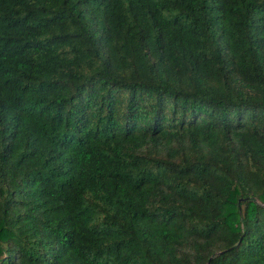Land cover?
Instances as JSON below:
<instances>
[{"label": "trees", "instance_id": "1", "mask_svg": "<svg viewBox=\"0 0 264 264\" xmlns=\"http://www.w3.org/2000/svg\"><path fill=\"white\" fill-rule=\"evenodd\" d=\"M0 264H264V0H0Z\"/></svg>", "mask_w": 264, "mask_h": 264}]
</instances>
